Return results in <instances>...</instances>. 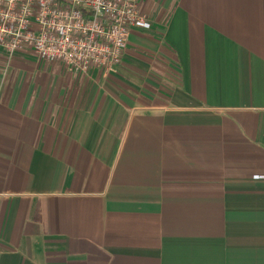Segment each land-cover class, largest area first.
<instances>
[{
    "label": "crops",
    "instance_id": "0c3cea01",
    "mask_svg": "<svg viewBox=\"0 0 264 264\" xmlns=\"http://www.w3.org/2000/svg\"><path fill=\"white\" fill-rule=\"evenodd\" d=\"M111 71L0 47V264H264V0H142Z\"/></svg>",
    "mask_w": 264,
    "mask_h": 264
},
{
    "label": "built area",
    "instance_id": "2783aa9c",
    "mask_svg": "<svg viewBox=\"0 0 264 264\" xmlns=\"http://www.w3.org/2000/svg\"><path fill=\"white\" fill-rule=\"evenodd\" d=\"M142 0H0V47L12 57L27 49L41 60L70 70L112 71L122 60L130 34L153 23Z\"/></svg>",
    "mask_w": 264,
    "mask_h": 264
},
{
    "label": "clouds",
    "instance_id": "9594fccd",
    "mask_svg": "<svg viewBox=\"0 0 264 264\" xmlns=\"http://www.w3.org/2000/svg\"><path fill=\"white\" fill-rule=\"evenodd\" d=\"M13 0H9V3L12 4ZM0 16H2L5 20H8V19H15V17L13 16H10L8 13H2L0 12ZM0 31H4L3 28H0Z\"/></svg>",
    "mask_w": 264,
    "mask_h": 264
},
{
    "label": "rangeland",
    "instance_id": "374dc122",
    "mask_svg": "<svg viewBox=\"0 0 264 264\" xmlns=\"http://www.w3.org/2000/svg\"><path fill=\"white\" fill-rule=\"evenodd\" d=\"M111 72V71H110Z\"/></svg>",
    "mask_w": 264,
    "mask_h": 264
}]
</instances>
